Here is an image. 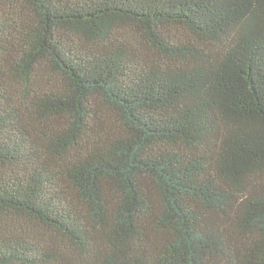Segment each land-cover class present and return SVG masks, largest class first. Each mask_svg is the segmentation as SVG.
Instances as JSON below:
<instances>
[{"label": "trees", "instance_id": "16d2710c", "mask_svg": "<svg viewBox=\"0 0 264 264\" xmlns=\"http://www.w3.org/2000/svg\"><path fill=\"white\" fill-rule=\"evenodd\" d=\"M0 264H264V0H0Z\"/></svg>", "mask_w": 264, "mask_h": 264}]
</instances>
